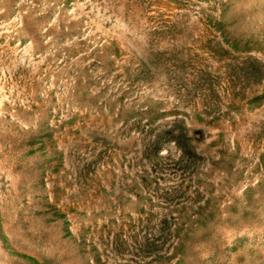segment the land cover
<instances>
[{
  "label": "rangeland",
  "instance_id": "374dc122",
  "mask_svg": "<svg viewBox=\"0 0 264 264\" xmlns=\"http://www.w3.org/2000/svg\"><path fill=\"white\" fill-rule=\"evenodd\" d=\"M0 264H264V0H0Z\"/></svg>",
  "mask_w": 264,
  "mask_h": 264
}]
</instances>
